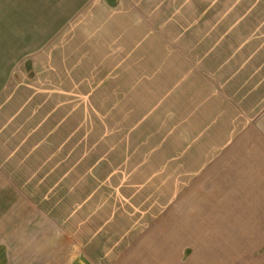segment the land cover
<instances>
[{
    "label": "rangeland",
    "instance_id": "obj_1",
    "mask_svg": "<svg viewBox=\"0 0 264 264\" xmlns=\"http://www.w3.org/2000/svg\"><path fill=\"white\" fill-rule=\"evenodd\" d=\"M146 3L96 61L63 34L49 51V0H0V179L57 264H225L264 226L235 205L264 144V0Z\"/></svg>",
    "mask_w": 264,
    "mask_h": 264
},
{
    "label": "crops",
    "instance_id": "obj_2",
    "mask_svg": "<svg viewBox=\"0 0 264 264\" xmlns=\"http://www.w3.org/2000/svg\"><path fill=\"white\" fill-rule=\"evenodd\" d=\"M116 1V4L110 5V2L113 3L112 0H49L47 17L49 40L44 42L50 48L49 51L54 47V41L57 37L60 38L62 34L66 39L65 44L72 45L74 42L80 45L85 48L81 49L82 53L95 54L96 61L99 60L97 54H105L111 47L112 49L119 47L121 29L127 28V22L133 21L135 23L138 21V3L141 1L145 5L146 0ZM33 19L38 20L36 17L29 18L27 20L31 22L29 28L34 31H43L41 23ZM47 45H45V49H47ZM11 59L15 60V57H11ZM8 62V56H3L0 53V82L3 85L7 82V75L9 74V64L6 65ZM14 90L16 91V89ZM3 103L4 109L2 108ZM7 103V98L4 101L0 100V117L4 116L3 111H8ZM247 144L251 145V143ZM6 146H8L6 141L0 136V164L3 159H6L4 156H8V147ZM245 148L256 151L250 153V157L247 159L246 183L248 187L244 186V189L241 186L243 197L235 205L238 204L241 207L247 205L250 208L248 212L251 215L254 214V210H257L256 213H264V144L257 143L254 147L247 146ZM2 189H7L8 193L3 195ZM10 193L8 184L0 179V247L4 248L3 253L0 254V261L4 264H35L36 262L40 263L39 257L44 259L41 256L43 254L44 257H47L45 261L51 262L52 259L54 264H57L56 259L52 257L53 254H57V250L52 245L54 238H50L51 235L49 244L44 243L43 245L40 240V231L36 237V242L29 234L23 237L25 227H19L17 220L20 213L28 214L30 210L25 209V206L21 203L22 201H18L15 195ZM230 197H233L232 190ZM244 197L249 200L246 201ZM247 218L248 221L246 220V226H243V228L254 230V233L244 246L243 244L240 245V249H237V244L235 245V252H232V250L231 254L226 255L225 264H264V234L260 232L261 230L264 231V226L260 225L257 220V222L253 221L260 226L258 224L257 226L254 225L252 220L249 219V215ZM21 237L24 241H21ZM225 241L226 247L228 244V247L231 246L232 248V237H226ZM147 263V261H127V263L121 264Z\"/></svg>",
    "mask_w": 264,
    "mask_h": 264
}]
</instances>
